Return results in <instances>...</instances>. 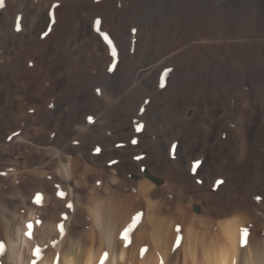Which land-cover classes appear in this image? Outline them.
<instances>
[{
    "label": "rangeland",
    "instance_id": "1",
    "mask_svg": "<svg viewBox=\"0 0 264 264\" xmlns=\"http://www.w3.org/2000/svg\"><path fill=\"white\" fill-rule=\"evenodd\" d=\"M46 1L0 2L4 19L0 81L8 71L17 85L13 96L17 110L9 114L8 103L0 107V245L6 252L0 264H16L17 255L11 259V249L28 233L32 243L52 244L54 252L57 244L69 245L73 240L86 244L87 249L108 252L100 242L95 217L101 208L114 213V242L130 250L133 259L141 228L165 217L169 228L179 230L175 245L181 244L185 250L186 238L189 243L190 237L198 236V246L205 231L216 233L228 223L242 228V238L247 230L244 247H250L254 236L262 242L264 88H252L245 78L248 70L264 71V0H118L129 9L122 31H105L103 22L93 19L97 39L83 42L77 49L92 55L93 66L71 73L70 94L59 107L63 114L57 111L48 124L51 128L40 121L39 111L50 110L53 103L31 104L26 96L32 88L30 79L41 85L28 57L37 46V35L26 31L23 38L22 13L8 10L9 6L44 5L54 0ZM74 51L63 53L77 65ZM153 64L158 66L146 80L132 84L135 66ZM22 74L26 77H20ZM193 81L195 85L189 87ZM217 143L224 144L227 151L218 150ZM210 156L222 160L207 164ZM228 164L244 165L249 176L234 181L225 171ZM179 245L176 251L183 255L185 250ZM24 247L27 245L22 250ZM28 256L26 251L25 260ZM43 257L35 264H41Z\"/></svg>",
    "mask_w": 264,
    "mask_h": 264
},
{
    "label": "bare ground",
    "instance_id": "2",
    "mask_svg": "<svg viewBox=\"0 0 264 264\" xmlns=\"http://www.w3.org/2000/svg\"><path fill=\"white\" fill-rule=\"evenodd\" d=\"M38 1V0H37ZM48 1V0H47ZM46 1V2H47ZM52 1V0H51ZM233 1V0H232ZM23 3V2H22ZM258 3V2H257ZM27 4V3H26ZM20 4L16 7H10L8 10L13 11L16 9L22 13L21 22L23 33L26 37V31L32 33V35H37L36 37V45L28 54V57H31V60L36 69L37 75L41 80V85H38L36 79L31 81V90L27 96V100L32 104L36 103L40 105L41 102L50 100L53 103V106L50 110L47 111H39V119L41 122L47 124L48 127L52 124L53 117L60 111V106L62 103L66 102V94L71 90L68 88L73 84V79L69 77L71 73H74L75 70L85 71L90 69L93 66L92 55L88 54V52H79L78 46L79 44H84L83 42H88L91 39H97L94 37L93 32H95L96 27L92 28V22L102 21L106 28L111 29L112 32L118 34L122 31V21L123 17L125 18L128 15V5L121 3L118 0H54L49 3H45L44 5H37L34 3H30V5ZM175 4V3H174ZM137 5V4H136ZM191 11V10H190ZM49 14H52L51 20L48 18ZM177 12V11H176ZM173 13V12H172ZM20 15V14H19ZM179 15V14H178ZM208 16V15H207ZM259 19V18H258ZM4 19L0 14V32L2 31V23ZM11 21V20H10ZM133 21V20H132ZM260 22V21H259ZM18 23V22H17ZM101 23V22H100ZM228 23V22H227ZM20 24V20H19ZM18 24V25H19ZM102 24V23H101ZM100 24V25H101ZM129 24V23H128ZM4 26V25H3ZM139 26V25H138ZM100 29V28H99ZM46 30V32H44ZM17 31V30H16ZM102 32L99 31V33ZM97 32V35H99ZM10 35V34H9ZM132 35V34H131ZM11 36V35H10ZM261 36V35H260ZM144 39V38H143ZM8 40V39H6ZM11 40V39H10ZM27 40V39H26ZM34 40V39H33ZM251 40V39H250ZM4 41V40H3ZM146 41V40H145ZM261 41V39H260ZM2 42V41H1ZM19 42V41H18ZM107 42V41H106ZM6 43V42H4ZM200 43V42H199ZM221 43V42H220ZM11 44V43H10ZM22 44V43H19ZM147 44V43H146ZM14 45V44H13ZM16 45V44H15ZM31 45V42H30ZM33 45V44H32ZM86 45V44H85ZM113 45V44H112ZM3 46V45H2ZM8 46V45H7ZM17 46V45H16ZM242 46V45H240ZM19 47V46H18ZM23 48V47H22ZM93 48V47H92ZM71 49L73 52V56L76 57L77 65L72 64L67 56L63 53V50ZM184 49V48H183ZM8 50V49H6ZM23 50V49H22ZM5 51V50H3ZM9 51V50H8ZM78 51V52H77ZM20 52V51H19ZM26 51H24L25 53ZM95 52V51H94ZM4 53V52H3ZM5 55V54H4ZM23 56V55H22ZM21 56V57H22ZM169 57V56H168ZM246 56H244L245 58ZM27 58V57H26ZM243 58V59H244ZM21 59V58H20ZM19 59V60H20ZM25 59V58H24ZM165 59V57H164ZM154 61V60H153ZM169 62V61H168ZM254 62V61H253ZM252 62V63H253ZM12 63V62H11ZM7 64V63H6ZM13 64V63H12ZM11 64V66H12ZM21 64V63H20ZM27 64V63H26ZM32 64V63H31ZM143 64V63H142ZM160 64V63H158ZM158 64L146 65V66H135L132 72V84H136L138 82H142L147 79L148 75L152 74L157 68ZM249 64V63H248ZM5 65V64H4ZM9 65V64H8ZM102 65V64H101ZM108 65V64H107ZM113 65V64H112ZM231 65V64H230ZM96 66V65H95ZM4 67V66H3ZM6 67V65H5ZM16 67V66H15ZM18 67V65H17ZM25 67V66H24ZM23 67V69H24ZM27 68V67H26ZM248 68V67H247ZM251 69V67H249ZM4 69V68H3ZM2 69V70H3ZM7 69V68H5ZM14 69V68H13ZM12 69V70H13ZM16 69V68H15ZM21 69V68H20ZM98 69V68H97ZM204 69V68H203ZM220 69V68H219ZM253 69V68H252ZM260 69V68H259ZM263 69V68H261ZM8 70V69H7ZM27 70V69H26ZM257 68L253 69V72L248 70L249 73L245 81L248 82V85L253 88L257 86H263L264 88V71H257ZM6 71V70H5ZM20 71V70H19ZM95 71V70H94ZM206 71V70H205ZM1 72V70H0ZM8 72V71H7ZM4 72V76L0 81V107L5 103L9 104V108H11V112L9 114L14 113L17 110V103L14 100V92L17 89V85H15L10 78L9 73ZM12 72V71H11ZM17 72V71H16ZM15 72V73H16ZM24 72V71H23ZM27 71H25L26 74ZM245 69V73H246ZM21 73V72H20ZM34 73V72H33ZM90 73V72H89ZM2 74V73H1ZM75 74V73H74ZM84 74V73H83ZM82 74V75H83ZM88 74V73H87ZM14 75V74H13ZM17 75V74H16ZM28 75V74H27ZM100 75V74H99ZM235 75V74H234ZM29 76V75H28ZM225 76V75H224ZM228 73H226V77H228ZM240 76V75H239ZM13 77V76H12ZM22 78V76H20ZM32 77V76H30ZM28 77V78H30ZM35 77V76H34ZM206 77V76H205ZM243 77V75H242ZM245 77V76H244ZM17 78V77H16ZM19 78V77H18ZM74 78V77H73ZM77 78V77H76ZM209 78V77H208ZM207 78V79H208ZM225 78V77H224ZM223 78V79H224ZM1 79V78H0ZM15 79V78H14ZM228 79V78H227ZM231 80V79H230ZM16 81V80H15ZM20 81V80H19ZM29 81V80H28ZM89 81V80H88ZM243 81V79H242ZM81 82V81H80ZM91 82V80H90ZM224 82V81H223ZM239 82V81H238ZM244 82V83H246ZM7 84V86L5 85ZM18 83V82H16ZM43 83V84H42ZM192 87L195 85L194 81L190 82ZM75 84V83H74ZM78 84V83H77ZM147 84V83H146ZM87 85V84H86ZM187 85V84H186ZM19 86V85H18ZM177 86V85H176ZM181 86V84H180ZM29 87V86H28ZM73 87V86H72ZM71 87V88H72ZM81 87V86H80ZM188 87V86H187ZM206 87V86H205ZM210 87V86H209ZM216 87V85H215ZM243 87V86H242ZM102 88V87H101ZM160 88V87H159ZM29 89V88H28ZM68 89V90H67ZM190 89V88H189ZM217 89V88H216ZM258 89V88H256ZM76 90V89H75ZM108 90V89H107ZM115 90V89H114ZM113 90V91H114ZM132 90V89H130ZM212 90V89H211ZM262 90V88H261ZM38 91V92H37ZM139 91V90H138ZM188 91V90H187ZM210 91V90H209ZM259 91V90H258ZM19 92V91H18ZM92 92V91H91ZM154 92V91H153ZM156 92V91H155ZM215 92V91H214ZM81 93V92H80ZM94 93V92H93ZM131 93V92H130ZM138 93V92H137ZM70 94V92H69ZM129 94V93H128ZM135 94V93H133ZM256 94V93H255ZM134 96V95H133ZM151 96V95H150ZM70 97V96H69ZM104 97V96H103ZM106 97V96H105ZM128 97V96H127ZM148 97V96H147ZM26 98V97H25ZM22 99V98H21ZM74 99V98H73ZM114 99V98H113ZM17 100V99H16ZM20 100V98H19ZM66 100V101H65ZM104 100V99H103ZM27 101V102H28ZM112 101V100H111ZM205 101V100H204ZM28 102V103H29ZM125 103V102H124ZM218 103V102H217ZM42 104V103H41ZM77 104V102L75 103ZM94 104V103H93ZM220 104V103H219ZM71 105V104H70ZM7 106V105H6ZM222 106V105H221ZM5 107V106H4ZM46 107V106H45ZM50 107V106H49ZM125 107V106H124ZM215 107V105H214ZM8 108V106H7ZM59 108V110H58ZM4 109V108H3ZM44 109V108H43ZM64 109V108H63ZM134 109V108H133ZM68 110V109H67ZM7 111V110H6ZM64 111V110H63ZM1 112V111H0ZM22 112V111H21ZM61 112V111H60ZM80 112V111H79ZM92 112V111H91ZM218 112V111H217ZM63 114V112H61ZM223 113V112H221ZM18 114V113H17ZM65 114V113H64ZM70 114V113H69ZM4 115V114H3ZM35 115V114H34ZM5 116V115H4ZM99 116V115H98ZM110 116V115H109ZM114 116V115H113ZM11 117V116H9ZM27 117V116H26ZM257 117V116H256ZM78 118V117H77ZM97 118V117H96ZM71 119V118H70ZM61 120V119H60ZM6 121V120H5ZM8 121V120H7ZM40 122V123H41ZM54 122V121H53ZM65 122V121H64ZM252 122V121H251ZM0 123H2L0 121ZM38 123V122H37ZM68 123V122H67ZM253 123V122H252ZM43 124V123H42ZM50 124V125H48ZM56 124V123H55ZM250 124V123H249ZM257 123L254 122L252 129ZM44 125V124H43ZM33 127V126H32ZM56 127V126H55ZM40 128V127H39ZM51 128V127H50ZM17 130V129H16ZM84 130V129H83ZM250 130V129H249ZM55 131V129H54ZM60 131V130H59ZM68 131V130H67ZM11 132V131H10ZM83 132V131H82ZM81 132V133H82ZM85 132V130H84ZM54 133V132H53ZM89 133V132H88ZM80 134V132H79ZM91 134V133H90ZM115 134V133H114ZM69 135V134H68ZM250 135V134H249ZM25 136V135H24ZM60 136V135H59ZM84 137V136H83ZM17 138V136H16ZM49 140V139H48ZM19 141V140H18ZM6 142V141H5ZM85 142V141H84ZM202 142V141H201ZM62 143V142H61ZM84 144V143H83ZM212 144V143H211ZM147 145V144H146ZM19 146V145H18ZM40 146V145H39ZM66 146V145H65ZM47 147V146H46ZM218 150L227 151V148L224 144L217 143ZM52 148V147H51ZM84 148V147H83ZM65 149V148H64ZM59 150V149H58ZM60 151V150H59ZM75 151V149H74ZM55 152V151H54ZM39 153V152H38ZM53 153V152H52ZM59 153V152H58ZM58 156V155H57ZM61 156V155H60ZM67 156V155H66ZM73 157V156H72ZM61 158V157H60ZM47 159V158H46ZM73 159V158H72ZM84 159V158H83ZM69 160V159H68ZM218 163L221 159V156H216L210 158L207 161V164L213 161ZM227 161V160H226ZM49 162V161H48ZM47 162V163H48ZM69 162V161H68ZM121 162V161H120ZM225 162V161H224ZM13 163V162H12ZM50 163V162H49ZM64 163V162H63ZM223 163V162H222ZM17 164V163H16ZM78 164V163H77ZM76 164V165H77ZM150 164V163H149ZM68 165V164H67ZM70 165V164H69ZM225 165V164H224ZM40 166V165H39ZM58 166V165H57ZM74 166V165H73ZM91 166V165H90ZM223 167V166H222ZM12 168V167H11ZM52 168V167H51ZM63 168V167H62ZM60 168V169H62ZM76 167H74L75 169ZM96 168V167H95ZM71 169V168H70ZM69 169V170H70ZM91 169V168H90ZM89 169V171H90ZM223 169V168H222ZM18 170V169H17ZM92 170V169H91ZM40 171V170H39ZM44 171H47L46 169ZM62 171V170H61ZM88 171V172H89ZM92 171H95L94 169ZM225 171L232 174L234 181H243L245 180L249 174L245 170L244 165L242 164H228L225 167ZM1 172V171H0ZM27 172V171H26ZM48 172V171H47ZM64 172V171H62ZM72 173V171H70ZM116 172V171H115ZM167 172V171H166ZM225 172V173H226ZM8 173V172H7ZM6 173V174H7ZM10 173V172H9ZM70 173V174H71ZM151 173V172H150ZM224 173V172H223ZM12 174V173H11ZM18 174V173H17ZM32 174V173H31ZM49 174V173H48ZM62 174V173H61ZM69 174V175H70ZM82 174V173H81ZM162 174V173H161ZM211 174V172H210ZM9 175V174H8ZM15 175V174H14ZM13 175V176H14ZM45 175V174H44ZM85 175V174H84ZM190 175V174H189ZM6 176V175H5ZM74 176V175H73ZM72 176V177H73ZM81 176V175H80ZM44 177V176H43ZM67 177V176H66ZM117 178V177H116ZM200 178V177H199ZM16 179V178H15ZM69 179V178H68ZM85 179V178H84ZM88 179V178H87ZM108 179V178H107ZM161 179V178H160ZM144 180V179H143ZM146 180V178H145ZM148 180V178H147ZM14 181V180H13ZM60 181V180H59ZM65 181V180H64ZM82 181V180H81ZM98 181V180H97ZM108 181V180H107ZM86 182V180H85ZM84 182V183H85ZM146 182V181H145ZM51 183V182H50ZM87 183V182H86ZM148 183V182H147ZM89 184V183H88ZM146 184V183H145ZM155 184V183H154ZM166 184V183H165ZM86 185V184H84ZM120 185V184H119ZM124 185V184H123ZM163 185V184H162ZM161 185V186H162ZM88 186V185H87ZM142 186V185H141ZM146 186V185H144ZM155 186V185H154ZM160 186V185H159ZM164 186V185H163ZM228 186V185H227ZM55 187V186H54ZM67 187V186H66ZM81 187V186H80ZM85 187V186H84ZM148 188V187H147ZM99 189V188H98ZM41 190V189H40ZM114 190V189H113ZM148 190V189H147ZM152 189H150L151 192ZM165 190V189H164ZM170 190V189H169ZM84 191V190H83ZM140 191V190H139ZM142 191V190H141ZM143 191L145 189L143 188ZM157 191V190H156ZM105 192V191H104ZM37 193V192H36ZM41 193V192H39ZM103 193V192H102ZM134 193V192H133ZM149 193V192H148ZM162 193V192H161ZM74 194V193H73ZM86 194V192H85ZM36 195V194H35ZM96 195V194H95ZM146 195V193H145ZM55 196V195H54ZM103 196V195H102ZM133 196V195H132ZM147 196V195H146ZM150 196V195H149ZM46 197V196H45ZM100 197V196H99ZM141 197V196H139ZM151 197V196H150ZM155 197V196H154ZM119 198V197H118ZM146 198V197H145ZM162 198V197H161ZM54 199V198H53ZM113 199V198H112ZM138 199V198H137ZM142 199V198H141ZM178 199V198H177ZM193 199V198H192ZM29 200V199H28ZM43 200V199H42ZM45 200V199H44ZM48 200V199H47ZM60 200V199H59ZM65 200V199H64ZM101 201V197L99 199ZM114 200V199H113ZM151 200V199H150ZM107 201V200H106ZM110 201V199H109ZM137 201V200H136ZM153 202V198L151 200ZM158 201V200H157ZM181 201V200H180ZM131 202V201H130ZM159 202V201H158ZM93 203V201H92ZM98 203V202H97ZM94 204V203H93ZM92 204V205H93ZM109 204V203H108ZM114 204V203H112ZM122 204V203H121ZM157 204V203H155ZM154 204V205H155ZM182 204V203H181ZM124 205V204H123ZM130 205V204H129ZM158 205V204H157ZM43 206V205H42ZM113 206V205H112ZM120 206V205H119ZM118 206V207H119ZM186 206V205H185ZM108 207V206H107ZM110 207V206H109ZM125 207V206H124ZM182 207V206H181ZM152 208V206H151ZM58 209V208H57ZM102 209V208H101ZM96 210L95 217L97 220L98 231L100 238L102 240L100 242L104 243V247L106 246L108 252L104 250L103 252L107 253L102 256L103 252H96L93 248L87 249L86 244L83 245L79 240H73L69 245L65 244L60 246L56 245V252L53 251L49 245H38L37 243H32L31 236L28 233L26 234L25 239L23 240L22 236L20 238V244L17 248L11 249L12 255L10 258L12 259L13 254L16 258L13 261L16 264H35L38 257L44 256L41 264H264V240L262 242L258 241L256 236L250 241V247H244L243 238L239 226L236 223H228L227 226L218 228V235H215L211 232L212 230H207L202 234L203 240L200 241V246L195 242L198 236H193L189 238V243L186 238V250L183 252H177L178 247L175 245L177 243L178 231H174L171 227L169 228L168 224L164 221L166 217L161 221L159 219H153V222L147 229L142 230L139 233L140 242L137 247L135 258H132V253L126 251L120 247V242L114 240V213H112L109 209L107 211ZM122 209V207H121ZM126 209V208H125ZM155 209V208H154ZM184 209V208H183ZM120 210V209H119ZM152 210V209H151ZM222 210V209H221ZM117 211V210H116ZM121 211V210H120ZM154 212V211H153ZM191 212V211H190ZM49 213V212H48ZM169 213V211H168ZM187 213V212H185ZM116 214V212H115ZM150 214V213H149ZM156 214V213H155ZM166 214V213H165ZM236 214V213H235ZM185 215V214H184ZM183 215V216H184ZM195 215V214H194ZM82 217V215H80ZM52 217V216H51ZM141 217V216H140ZM233 217V216H232ZM242 217V216H241ZM152 218V217H151ZM181 218V217H180ZM228 218V216H227ZM118 219V218H117ZM135 219V218H134ZM195 219V218H194ZM199 219V218H198ZM35 220V219H34ZM184 220V219H183ZM211 220V219H209ZM26 221V220H25ZM70 221V220H69ZM174 221V220H173ZM240 221V219H239ZM243 221V220H242ZM241 221V223H242ZM95 222V221H94ZM136 222V221H135ZM171 222V221H170ZM192 222V221H191ZM244 222V221H243ZM250 222V221H249ZM86 223V222H85ZM194 223V222H193ZM148 224V225H149ZM182 224V223H181ZM197 224V223H196ZM212 224V223H211ZM220 224V223H219ZM250 224V223H249ZM260 224V223H259ZM147 225V224H146ZM189 225V224H188ZM191 225V224H190ZM207 225V223H206ZM210 225V224H209ZM245 225V224H244ZM12 226V225H11ZM10 226V227H11ZM57 226V225H56ZM193 226V224H192ZM117 227V226H116ZM128 227V226H127ZM145 228V226H143ZM210 227V226H209ZM125 228V227H124ZM181 228V227H180ZM200 228V227H199ZM4 229V228H3ZM38 229V228H37ZM118 229V228H117ZM140 229V228H139ZM172 229V230H171ZM211 229V228H209ZM35 231V230H34ZM118 231V230H117ZM123 231V230H122ZM173 233H172V232ZM196 231V230H195ZM215 231V230H214ZM48 232V231H47ZM91 232V231H90ZM177 232V233H175ZM188 232V230H187ZM201 232V229H200ZM175 233V234H174ZM9 235V232H7ZM11 234V233H10ZM47 234V233H46ZM85 234V233H84ZM87 234V233H86ZM187 234V233H186ZM193 234V233H192ZM260 234V233H259ZM35 235V234H34ZM89 235V234H88ZM93 235V234H92ZM189 235V234H187ZM199 235V233H198ZM257 235V234H256ZM11 236V235H10ZM54 238L55 236L52 235ZM51 236V237H52ZM87 236V235H86ZM85 236V237H86ZM116 236V235H115ZM132 236V235H131ZM137 236V234H136ZM28 237V238H27ZM30 237V238H29ZM93 238V236H91ZM97 237V236H96ZM138 237V236H137ZM174 237V238H173ZM176 237V238H175ZM185 237V236H184ZM50 238V237H49ZM57 238V237H56ZM55 238V239H56ZM95 238V237H94ZM173 238V239H172ZM199 238H201L199 236ZM7 239V238H6ZM14 239V238H13ZM29 239V240H28ZM54 239V241H55ZM90 239V238H89ZM96 239V238H95ZM99 239V238H98ZM118 239V238H117ZM127 239V238H126ZM176 239V241H175ZM31 240V241H30ZM51 240V239H50ZM53 240V239H52ZM93 240V239H90ZM181 240V239H180ZM179 240V241H180ZM199 240V239H198ZM86 241V240H85ZM98 241V240H97ZM96 241V242H97ZM115 241V242H114ZM125 241V240H124ZM123 241V242H124ZM12 242V241H11ZM131 242V241H130ZM13 243V242H12ZM23 243V244H22ZM45 243V242H44ZM47 243V242H46ZM54 243V242H52ZM94 243V242H93ZM125 243V242H124ZM179 243V242H178ZM1 244V243H0ZM10 244V243H9ZM56 244V243H54ZM27 245L22 250V246ZM103 245V244H102ZM184 245V244H183ZM14 246V245H13ZM12 246V247H13ZM90 246V245H89ZM126 248V245H124ZM181 244L179 245V249L181 248ZM11 247V248H12ZM16 247V246H15ZM144 248V249H142ZM181 248V250H183ZM104 249V248H103ZM139 249H141L142 254H139ZM177 249V251H176ZM102 250V248H101ZM143 250V251H142ZM29 252L28 258H24L25 252ZM48 251V255H45ZM138 252V253H137ZM5 250L2 245H0V259L5 258ZM44 254V255H43ZM142 255V258L138 257ZM1 263V262H0ZM12 264V263H11Z\"/></svg>",
    "mask_w": 264,
    "mask_h": 264
},
{
    "label": "snow or ice",
    "instance_id": "3",
    "mask_svg": "<svg viewBox=\"0 0 264 264\" xmlns=\"http://www.w3.org/2000/svg\"><path fill=\"white\" fill-rule=\"evenodd\" d=\"M0 2H2V0H0ZM91 119V118H89ZM247 230L245 229L244 232H243V243L246 244L247 243Z\"/></svg>",
    "mask_w": 264,
    "mask_h": 264
}]
</instances>
